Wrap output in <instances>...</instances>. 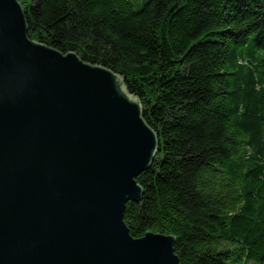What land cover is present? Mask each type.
I'll use <instances>...</instances> for the list:
<instances>
[{
  "label": "trees",
  "instance_id": "1",
  "mask_svg": "<svg viewBox=\"0 0 264 264\" xmlns=\"http://www.w3.org/2000/svg\"><path fill=\"white\" fill-rule=\"evenodd\" d=\"M29 38L119 75L159 152L134 239L180 264H264V0H19Z\"/></svg>",
  "mask_w": 264,
  "mask_h": 264
},
{
  "label": "water",
  "instance_id": "2",
  "mask_svg": "<svg viewBox=\"0 0 264 264\" xmlns=\"http://www.w3.org/2000/svg\"><path fill=\"white\" fill-rule=\"evenodd\" d=\"M159 146L119 75L31 40L0 0V264H180L174 237L125 223Z\"/></svg>",
  "mask_w": 264,
  "mask_h": 264
}]
</instances>
